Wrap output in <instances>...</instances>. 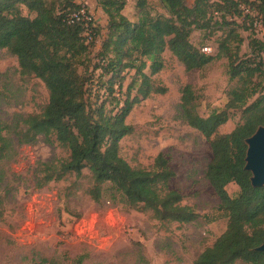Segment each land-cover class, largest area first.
Here are the masks:
<instances>
[{"label": "trees", "instance_id": "trees-1", "mask_svg": "<svg viewBox=\"0 0 264 264\" xmlns=\"http://www.w3.org/2000/svg\"><path fill=\"white\" fill-rule=\"evenodd\" d=\"M159 1L166 14L154 16L145 11L148 0H136L140 17L138 21H131L123 13L127 0H98L108 16V33L98 54L105 64L95 66L102 70L96 79L86 75V61L95 40L88 41L83 22H69V15L81 9L75 0H0V49H8L17 56L21 73L40 78L49 92L44 108L23 118L24 128L18 133V140L29 144L43 135L46 141L57 143L69 152L65 159L41 163L38 187L70 174L81 176L88 169L93 181L89 194L96 201L100 200L103 184L111 182L130 207L141 205L161 221L193 222L199 216L196 209L183 204L182 194L170 188L169 182L175 173L166 155L159 153L152 169L135 167L121 154L120 142L133 132L127 122L133 106L152 92L167 91L151 80L164 67L162 53L166 49L187 71L202 70L216 57L226 56L230 62V79H237L238 83L230 91L225 108L203 116L198 110L193 85H185L181 95L186 122L200 131L211 145L213 159L207 178L229 217L226 231L199 254L195 264H236L239 260L264 264V251L257 249L264 242V186L253 187L252 174L245 169V140L258 126L264 125V84L261 87L254 81L255 76L264 77V40L252 39L262 51L258 62L239 61L243 37L231 27L235 23L227 20L229 15L253 16L255 20L261 13L264 15V0H195L192 7L186 0ZM243 7L249 8L250 13ZM254 12L258 13L254 16ZM214 13L220 17L213 31L227 27L216 56L209 55L213 51L204 52L205 46L199 47L191 41L193 30L208 27ZM89 23L95 39L100 34L99 26H94L93 21ZM234 42L237 45L232 47ZM147 60L151 63L150 75L144 72ZM125 69H135L136 75L143 79L137 90L141 97H131L137 81L134 78L126 98L114 96V101H110L117 78ZM104 77L107 78L102 80ZM95 83H100V89L105 88V92L95 93L93 100ZM231 109L242 111L243 122L229 133H220L219 128L229 120ZM9 129L10 125L0 122V162L14 150L5 134ZM3 178L4 171L0 168V185ZM232 182L240 188L235 196L226 188ZM3 214L0 211V217ZM85 258L79 255L74 262L84 264Z\"/></svg>", "mask_w": 264, "mask_h": 264}, {"label": "rangeland", "instance_id": "rangeland-1", "mask_svg": "<svg viewBox=\"0 0 264 264\" xmlns=\"http://www.w3.org/2000/svg\"><path fill=\"white\" fill-rule=\"evenodd\" d=\"M194 1L186 0L189 7ZM75 2L86 8L93 25L99 26L100 34L95 39L90 26L88 41L95 42L86 61V75L98 79L102 70L95 66L105 64L98 54L108 33V16L98 0H89V4L87 0ZM145 11L154 16L167 13L159 0H148ZM123 13L131 21H138L140 12L136 0H127ZM262 16L256 18L262 19ZM212 17L208 27L193 30L191 41L199 47L212 46L213 52L209 55L216 56L227 27L213 31L220 15L214 13ZM251 17L229 15L227 18L235 23L231 27L243 37L239 61L258 62L262 57L260 47L252 39L264 40V31L254 26L256 18ZM262 20L264 24V17ZM236 45V42L231 44ZM162 58L164 67L151 80L167 91L152 92L133 106L127 116L133 132L121 140V154L132 166L152 169L157 155L164 153L175 173L169 182L170 188L178 190L183 196L182 203L194 207L199 214L190 223L161 221L141 205L130 207L111 182L103 184L100 200L96 201L89 194L93 181L88 169L81 176L70 174L38 187L41 163L65 159L69 152L57 143L46 141L43 135L34 143L19 142L23 118L39 113L49 101V92L40 78L21 73L17 56L8 49H0V122L11 126L5 134L14 149L0 162L4 171L0 185V201H3L0 211L4 212L0 217V264H75V258L82 254L86 256L84 264H195L199 254L226 231L228 213L221 208L220 199L207 178L213 159L211 145L200 131L186 122L181 95L185 85H193L198 110L208 116L213 110L226 107L229 93L238 80L230 79V62L226 56L216 57L206 68L193 71H187L168 49ZM262 58L264 62V55ZM147 63L144 72L150 75L151 63L149 60ZM134 78L137 81L131 97H141L137 90L143 79L136 75L135 69H125L117 78L110 101H114V96L126 98ZM254 81L263 87L264 77L255 76ZM261 87L259 94L263 93ZM104 92L105 88L100 89V83H95L91 98L94 100L95 93ZM242 122V111L231 109L229 120L219 132L229 133ZM226 188L232 196L240 191L234 182ZM236 264L249 263L239 260Z\"/></svg>", "mask_w": 264, "mask_h": 264}, {"label": "water", "instance_id": "water-1", "mask_svg": "<svg viewBox=\"0 0 264 264\" xmlns=\"http://www.w3.org/2000/svg\"><path fill=\"white\" fill-rule=\"evenodd\" d=\"M247 151L245 169L250 171L253 187L264 186V125L258 126L256 131L245 140ZM264 251V242L257 247Z\"/></svg>", "mask_w": 264, "mask_h": 264}, {"label": "built area", "instance_id": "built-area-1", "mask_svg": "<svg viewBox=\"0 0 264 264\" xmlns=\"http://www.w3.org/2000/svg\"><path fill=\"white\" fill-rule=\"evenodd\" d=\"M243 9L245 10V12L250 13V9L243 7ZM69 22L70 23H76V22H83L85 24V26L87 27V31L85 32L86 36H89V38H91L90 32H89V26H90V21H93L92 16L89 14L88 10L86 8H81L78 11H75L73 13H71L69 15ZM254 26L260 30V31H264V24H263V20L262 19H256L254 21ZM88 39V37H87ZM203 51L206 53H211L213 51L212 46L210 45H206L203 48Z\"/></svg>", "mask_w": 264, "mask_h": 264}, {"label": "crops", "instance_id": "crops-1", "mask_svg": "<svg viewBox=\"0 0 264 264\" xmlns=\"http://www.w3.org/2000/svg\"><path fill=\"white\" fill-rule=\"evenodd\" d=\"M87 3L89 4V0H87Z\"/></svg>", "mask_w": 264, "mask_h": 264}]
</instances>
